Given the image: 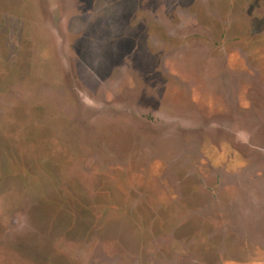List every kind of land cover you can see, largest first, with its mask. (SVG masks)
<instances>
[{
	"label": "rangeland",
	"instance_id": "374dc122",
	"mask_svg": "<svg viewBox=\"0 0 264 264\" xmlns=\"http://www.w3.org/2000/svg\"><path fill=\"white\" fill-rule=\"evenodd\" d=\"M0 264H264V0H0Z\"/></svg>",
	"mask_w": 264,
	"mask_h": 264
}]
</instances>
